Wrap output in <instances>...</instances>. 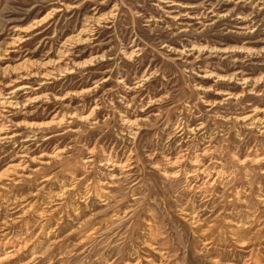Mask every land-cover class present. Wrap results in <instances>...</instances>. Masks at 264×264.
<instances>
[{
    "label": "rangeland",
    "instance_id": "obj_1",
    "mask_svg": "<svg viewBox=\"0 0 264 264\" xmlns=\"http://www.w3.org/2000/svg\"><path fill=\"white\" fill-rule=\"evenodd\" d=\"M0 264H264V0H0Z\"/></svg>",
    "mask_w": 264,
    "mask_h": 264
},
{
    "label": "bare ground",
    "instance_id": "obj_2",
    "mask_svg": "<svg viewBox=\"0 0 264 264\" xmlns=\"http://www.w3.org/2000/svg\"><path fill=\"white\" fill-rule=\"evenodd\" d=\"M106 18V17H105ZM95 20H96V22H100V21H102L103 20V17H97V18H95ZM94 21V20H93ZM99 24V23H98ZM88 29L89 28H87V26H85V28H83L81 31H80V33H79V36H78V38H77V40H76V42H78V43H84V42H86L87 40H89L88 38V35H87V31H88ZM82 35H85V36H87V38H84ZM22 38V37H21ZM72 40V39H71ZM70 40V41H71ZM75 40V39H74ZM72 42V41H71ZM74 43V42H73ZM77 43V44H78ZM63 46H67V45H65V43L63 44ZM206 47H208V46H206ZM206 47H199V46H197L196 44H193L192 45V48H191V50H193V51H197V50H199L200 51V48H202V50H208ZM243 48V50L244 51H246V52H249V50L248 49H246L245 47H242ZM213 50H215V51H222L221 49H218V48H212ZM136 50H137V48L135 49V50H133V51H131V52H129L128 53V55L129 56H133L134 54H135V52H136ZM64 51V54H65V52H68L69 51V49H67V47H66V49L65 50H63ZM210 51H211V49H210ZM225 51V50H224ZM240 51H242V49L240 50ZM223 52V51H222ZM226 52H227V50H226ZM127 54V53H126ZM70 68L69 67H65V69L63 68L62 70H60V71H67V70H69ZM52 72V71H51ZM51 72L49 71V73H44V77H50L51 76ZM237 78V77H236ZM241 80H242V82L243 83H245V82H248V80H247V78H241ZM19 89H23V88H19ZM15 92V91H14ZM5 103L6 102H9V103H11L12 105L14 104V103H12L11 101H4ZM3 103V102H2Z\"/></svg>",
    "mask_w": 264,
    "mask_h": 264
}]
</instances>
